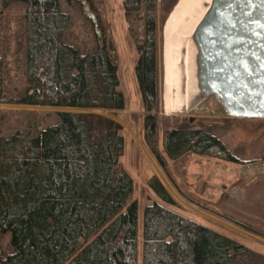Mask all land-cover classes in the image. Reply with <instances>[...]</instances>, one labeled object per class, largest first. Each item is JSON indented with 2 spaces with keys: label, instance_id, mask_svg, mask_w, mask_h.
Returning a JSON list of instances; mask_svg holds the SVG:
<instances>
[{
  "label": "trees",
  "instance_id": "obj_1",
  "mask_svg": "<svg viewBox=\"0 0 264 264\" xmlns=\"http://www.w3.org/2000/svg\"><path fill=\"white\" fill-rule=\"evenodd\" d=\"M21 1L26 84L5 93L0 52V103L65 109L54 123H28L0 135V231L9 232L13 247L7 253L0 247V264H264V253L177 209L155 175L149 183L171 205L146 204L138 230L132 179L120 162L121 126L77 111L124 105L105 40L82 50L67 39L70 15L59 0ZM122 4L127 16L143 13L135 70L145 108L143 139L154 157L164 162L162 147L176 172L192 155L247 162L203 126L159 122L156 0ZM248 161H264V151Z\"/></svg>",
  "mask_w": 264,
  "mask_h": 264
},
{
  "label": "rangeland",
  "instance_id": "obj_2",
  "mask_svg": "<svg viewBox=\"0 0 264 264\" xmlns=\"http://www.w3.org/2000/svg\"><path fill=\"white\" fill-rule=\"evenodd\" d=\"M123 0H59L70 15L68 41L82 50H91L102 39L108 46L118 74V89L124 105L121 109H77L118 123L123 136L120 162L132 179L131 200L137 204L140 231L143 207L153 201L171 205L149 183L155 175L178 203L183 213L212 229L226 234L264 253V161H248L264 151V120L232 118L212 95H205L196 108L166 113L162 106L163 24L178 0H156L160 43L159 122L175 125H199L217 135L238 158L247 162L217 158L189 157L186 169L174 171L172 162L160 151V164L143 139L145 111L135 70L136 46L143 35L142 11L125 15ZM94 15L91 19L84 5ZM26 3L0 0V52L4 56V91L12 95L25 87L24 35L22 14ZM63 107L0 103V135L28 123L39 127L54 123ZM90 239V238H89ZM0 247L13 249L9 232L0 231Z\"/></svg>",
  "mask_w": 264,
  "mask_h": 264
},
{
  "label": "water",
  "instance_id": "obj_3",
  "mask_svg": "<svg viewBox=\"0 0 264 264\" xmlns=\"http://www.w3.org/2000/svg\"><path fill=\"white\" fill-rule=\"evenodd\" d=\"M193 38L202 92L229 117L264 119V0H212Z\"/></svg>",
  "mask_w": 264,
  "mask_h": 264
},
{
  "label": "bare ground",
  "instance_id": "obj_4",
  "mask_svg": "<svg viewBox=\"0 0 264 264\" xmlns=\"http://www.w3.org/2000/svg\"><path fill=\"white\" fill-rule=\"evenodd\" d=\"M212 0H178L162 29V106L166 113L196 108L205 97L197 78L193 35Z\"/></svg>",
  "mask_w": 264,
  "mask_h": 264
},
{
  "label": "snow or ice",
  "instance_id": "obj_5",
  "mask_svg": "<svg viewBox=\"0 0 264 264\" xmlns=\"http://www.w3.org/2000/svg\"><path fill=\"white\" fill-rule=\"evenodd\" d=\"M250 2H251V0H250Z\"/></svg>",
  "mask_w": 264,
  "mask_h": 264
}]
</instances>
